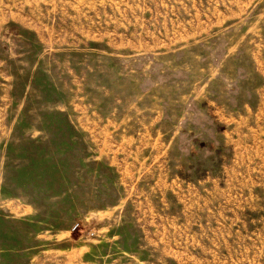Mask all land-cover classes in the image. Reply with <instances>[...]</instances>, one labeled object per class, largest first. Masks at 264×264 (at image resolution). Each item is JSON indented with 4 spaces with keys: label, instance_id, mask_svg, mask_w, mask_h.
Masks as SVG:
<instances>
[{
    "label": "rangeland",
    "instance_id": "rangeland-1",
    "mask_svg": "<svg viewBox=\"0 0 264 264\" xmlns=\"http://www.w3.org/2000/svg\"><path fill=\"white\" fill-rule=\"evenodd\" d=\"M0 264H264V0H0Z\"/></svg>",
    "mask_w": 264,
    "mask_h": 264
}]
</instances>
